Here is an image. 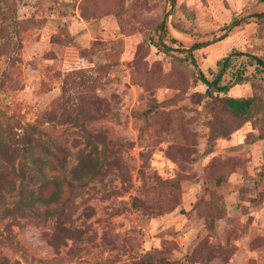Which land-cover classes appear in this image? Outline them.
Here are the masks:
<instances>
[{
	"label": "rangeland",
	"instance_id": "obj_1",
	"mask_svg": "<svg viewBox=\"0 0 264 264\" xmlns=\"http://www.w3.org/2000/svg\"><path fill=\"white\" fill-rule=\"evenodd\" d=\"M256 59L264 0H0V264H264Z\"/></svg>",
	"mask_w": 264,
	"mask_h": 264
},
{
	"label": "trees",
	"instance_id": "obj_2",
	"mask_svg": "<svg viewBox=\"0 0 264 264\" xmlns=\"http://www.w3.org/2000/svg\"><path fill=\"white\" fill-rule=\"evenodd\" d=\"M197 45L198 43L195 45H192V47L194 48ZM256 61L258 62L259 65H261L264 71V61H261L259 59H256ZM225 62H226V56L222 57L221 59L222 66L225 65ZM200 80L202 83L206 85L207 88L213 87L214 90L220 91V92H225L227 90V86L219 85L218 78H214L213 80L208 81L207 79L201 76ZM223 100H224L225 105L236 115L247 114L250 111V107L253 102L251 98H237V97H231V96H225ZM35 139L36 138H32L30 134H27L25 130L23 129V131L19 135H17V138L14 139L15 143L10 148L11 153H16L17 151L31 148L30 146L31 142L36 143ZM12 167L14 171L21 170L22 169L21 162L18 161L14 165L12 164ZM40 187H41V184L35 188H28L27 196L23 194L24 186L19 184L18 186L14 187L18 195V199L15 201V205L17 206V208L18 209L28 208V207L32 208L34 205H36L40 201V198L39 196L34 195L33 193ZM138 264H150V263L149 262H142V263L138 262Z\"/></svg>",
	"mask_w": 264,
	"mask_h": 264
},
{
	"label": "water",
	"instance_id": "obj_3",
	"mask_svg": "<svg viewBox=\"0 0 264 264\" xmlns=\"http://www.w3.org/2000/svg\"><path fill=\"white\" fill-rule=\"evenodd\" d=\"M171 1H172V0H171ZM167 14H168V12H165L164 17L167 16ZM163 22H164V20L162 19V20H161V23H160V27L162 26Z\"/></svg>",
	"mask_w": 264,
	"mask_h": 264
}]
</instances>
